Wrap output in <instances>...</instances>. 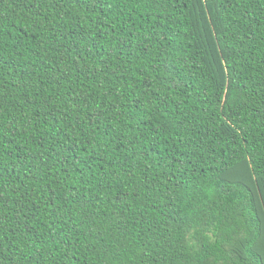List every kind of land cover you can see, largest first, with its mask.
Here are the masks:
<instances>
[{"label": "trees", "instance_id": "trees-1", "mask_svg": "<svg viewBox=\"0 0 264 264\" xmlns=\"http://www.w3.org/2000/svg\"><path fill=\"white\" fill-rule=\"evenodd\" d=\"M0 264H264V0H0Z\"/></svg>", "mask_w": 264, "mask_h": 264}]
</instances>
